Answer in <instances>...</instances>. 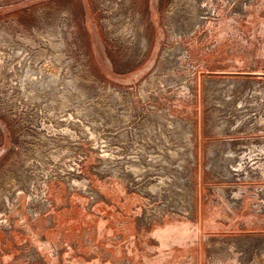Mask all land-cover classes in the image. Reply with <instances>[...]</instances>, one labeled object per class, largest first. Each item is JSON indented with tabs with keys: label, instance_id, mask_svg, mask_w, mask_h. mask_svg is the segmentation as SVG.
<instances>
[{
	"label": "rangeland",
	"instance_id": "rangeland-1",
	"mask_svg": "<svg viewBox=\"0 0 264 264\" xmlns=\"http://www.w3.org/2000/svg\"><path fill=\"white\" fill-rule=\"evenodd\" d=\"M0 264H264V0H0Z\"/></svg>",
	"mask_w": 264,
	"mask_h": 264
}]
</instances>
